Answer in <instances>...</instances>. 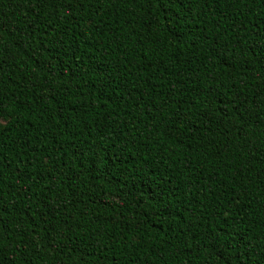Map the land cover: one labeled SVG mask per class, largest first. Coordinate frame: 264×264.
I'll list each match as a JSON object with an SVG mask.
<instances>
[{
  "label": "trees",
  "instance_id": "16d2710c",
  "mask_svg": "<svg viewBox=\"0 0 264 264\" xmlns=\"http://www.w3.org/2000/svg\"><path fill=\"white\" fill-rule=\"evenodd\" d=\"M0 264H264V0H0Z\"/></svg>",
  "mask_w": 264,
  "mask_h": 264
},
{
  "label": "snow or ice",
  "instance_id": "6c2138e0",
  "mask_svg": "<svg viewBox=\"0 0 264 264\" xmlns=\"http://www.w3.org/2000/svg\"><path fill=\"white\" fill-rule=\"evenodd\" d=\"M65 2L66 3H71L72 2V0H65ZM3 230V225L2 224H0V231H2Z\"/></svg>",
  "mask_w": 264,
  "mask_h": 264
}]
</instances>
